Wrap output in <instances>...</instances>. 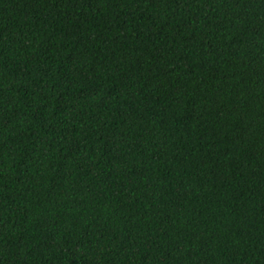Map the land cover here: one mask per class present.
<instances>
[{
	"label": "trees",
	"instance_id": "1",
	"mask_svg": "<svg viewBox=\"0 0 264 264\" xmlns=\"http://www.w3.org/2000/svg\"><path fill=\"white\" fill-rule=\"evenodd\" d=\"M0 264H264V0H0Z\"/></svg>",
	"mask_w": 264,
	"mask_h": 264
}]
</instances>
